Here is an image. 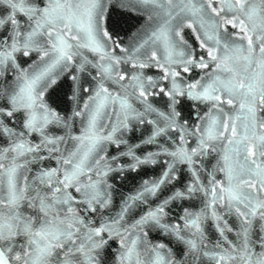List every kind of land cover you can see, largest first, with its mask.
Instances as JSON below:
<instances>
[{"label": "snow or ice", "instance_id": "1", "mask_svg": "<svg viewBox=\"0 0 264 264\" xmlns=\"http://www.w3.org/2000/svg\"><path fill=\"white\" fill-rule=\"evenodd\" d=\"M0 264H264V0H0Z\"/></svg>", "mask_w": 264, "mask_h": 264}, {"label": "water", "instance_id": "2", "mask_svg": "<svg viewBox=\"0 0 264 264\" xmlns=\"http://www.w3.org/2000/svg\"><path fill=\"white\" fill-rule=\"evenodd\" d=\"M105 20L104 27L109 30V32L115 37L119 36L126 40L127 35L134 31L139 27V25L143 22V17L139 15H135L126 11H122L119 7L114 4L108 8L105 12ZM154 72V70H152ZM69 81L61 78L58 80V84L53 86V89L50 90L49 94H47V100L51 104L52 107L57 109L58 111L64 112L70 106L64 102V93L68 91ZM189 111L188 107L185 106L184 113L187 114ZM159 174V167H144L138 169L137 172H126L123 176H116L113 180L114 186V196L115 202L119 204V201L122 196L129 195L134 192L139 184L145 179H154ZM184 207L193 206L198 208L200 206L199 198L194 199L192 201H185ZM181 206L177 204L171 205V216L170 219H175L176 215L181 212ZM208 240H214L216 238V234L214 229L211 227L209 223L206 229ZM150 240L158 241L162 239L158 232L150 231L149 237ZM166 243H170L167 238H164ZM229 239H234V237L229 234ZM113 248L117 247L116 244L112 245ZM174 251L178 254L181 249L179 246H174Z\"/></svg>", "mask_w": 264, "mask_h": 264}]
</instances>
